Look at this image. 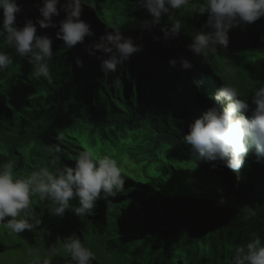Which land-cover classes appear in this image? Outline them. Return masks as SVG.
I'll return each mask as SVG.
<instances>
[{
	"label": "trees",
	"instance_id": "trees-1",
	"mask_svg": "<svg viewBox=\"0 0 264 264\" xmlns=\"http://www.w3.org/2000/svg\"><path fill=\"white\" fill-rule=\"evenodd\" d=\"M37 34L50 35L56 45L51 85L37 79L32 65L0 38V50L14 57L0 72V164L14 161V171L26 175L51 167L48 150L57 143L61 168L73 161L69 156L92 148L118 161L130 193L115 206L99 199L94 213L82 218L72 210L53 216L45 202L33 198V210L42 218L33 230L36 240L49 235L56 241L75 233L94 253L93 264H230L234 248L246 243L252 232L264 240V160L257 159L254 148L239 171L197 159L169 128L188 132L204 112L199 101L168 83L154 84L159 92L144 86L137 90V67L148 68L143 59L124 62L133 68L116 72L123 87L115 89L101 71L98 54L82 57L60 47L64 44L57 45L59 39L47 28ZM239 37L245 62L237 63L235 75L227 80L247 97L264 84V17L247 25ZM77 58L83 67L76 65ZM221 197L224 204L219 203ZM245 206L257 211L254 222L241 223ZM79 223L87 224L79 229ZM24 232L16 237H30ZM15 240L13 250L19 247ZM55 251L65 254L63 248Z\"/></svg>",
	"mask_w": 264,
	"mask_h": 264
},
{
	"label": "clouds",
	"instance_id": "clouds-1",
	"mask_svg": "<svg viewBox=\"0 0 264 264\" xmlns=\"http://www.w3.org/2000/svg\"><path fill=\"white\" fill-rule=\"evenodd\" d=\"M261 17L264 0H0V38L49 85L54 83L56 45L50 35L37 34L40 28L56 34L57 45L82 57L98 54L101 71L115 89L123 87L116 72L133 68L124 62L143 59L148 68L137 67V90L144 86L153 92L168 83L202 104L204 112L188 132L169 128L170 134L189 145L197 159L219 161L239 171L253 148L257 159L264 160V84L244 97L227 78L235 75L237 63L245 62L239 35ZM13 63V55L0 50V72ZM76 65L83 67V60L77 58ZM60 153L57 143L48 150L51 167L26 175L14 171V161L0 164V264H93L94 253L75 233L56 241L49 235L36 240L33 230L42 218L33 210V198L45 202L53 216L72 210L82 218L94 213L101 198L104 205L108 199H122L125 175L115 158L92 148L69 156L73 161L62 168L57 167ZM256 217L257 211L245 206L239 219L244 224ZM86 224L79 223V229ZM23 232L30 237H16ZM14 240L19 244L16 250ZM230 264H264L261 236L252 232L246 243L237 245Z\"/></svg>",
	"mask_w": 264,
	"mask_h": 264
},
{
	"label": "rangeland",
	"instance_id": "rangeland-1",
	"mask_svg": "<svg viewBox=\"0 0 264 264\" xmlns=\"http://www.w3.org/2000/svg\"><path fill=\"white\" fill-rule=\"evenodd\" d=\"M129 191L127 190V188L125 187V191L121 192V195H126L128 194ZM131 195H129L130 197ZM131 198V197H130ZM126 201V199L123 197L122 199H108L105 201V205L107 206H114V203L116 204H123ZM96 247V246H95ZM187 264V263H186Z\"/></svg>",
	"mask_w": 264,
	"mask_h": 264
}]
</instances>
